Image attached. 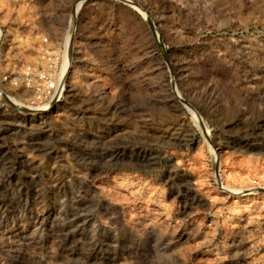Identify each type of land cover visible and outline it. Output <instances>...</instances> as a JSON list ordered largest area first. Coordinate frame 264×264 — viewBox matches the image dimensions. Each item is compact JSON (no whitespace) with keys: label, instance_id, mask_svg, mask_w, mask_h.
Masks as SVG:
<instances>
[{"label":"rangeland","instance_id":"1","mask_svg":"<svg viewBox=\"0 0 264 264\" xmlns=\"http://www.w3.org/2000/svg\"><path fill=\"white\" fill-rule=\"evenodd\" d=\"M80 1L0 0V264H264V0Z\"/></svg>","mask_w":264,"mask_h":264},{"label":"built area","instance_id":"2","mask_svg":"<svg viewBox=\"0 0 264 264\" xmlns=\"http://www.w3.org/2000/svg\"><path fill=\"white\" fill-rule=\"evenodd\" d=\"M26 71L28 73L30 70L27 69ZM34 72L36 73V77H34V79H31V75L26 74L23 78V82L27 87L35 89V100L42 103L49 101L48 106H50L52 103L51 100H53L62 89L64 90L65 81L55 79L48 73V71ZM29 80H32V86H29ZM251 183L254 187H260V182L257 179H253Z\"/></svg>","mask_w":264,"mask_h":264},{"label":"bare ground","instance_id":"3","mask_svg":"<svg viewBox=\"0 0 264 264\" xmlns=\"http://www.w3.org/2000/svg\"><path fill=\"white\" fill-rule=\"evenodd\" d=\"M82 2H83V0L80 1V4L78 5V9H79V7H80V5H81ZM21 73H22V72H21ZM20 77H21V76H20ZM23 77H24V76H23ZM20 79H21V78H20ZM31 79H32V77H31ZM50 110H51V109H50ZM36 111H37V113H42V112H44V111L46 112L47 110H42L41 108H40V109L38 108ZM41 119H43V118H41ZM230 190H231V189H230ZM230 190H228V191H230ZM231 193H232V192H231ZM250 195L252 196V195H255V194H254V193H247L245 196H250Z\"/></svg>","mask_w":264,"mask_h":264}]
</instances>
